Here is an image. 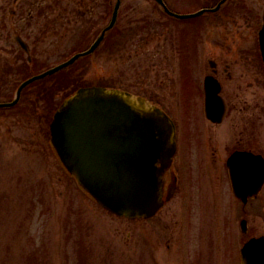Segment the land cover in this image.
I'll list each match as a JSON object with an SVG mask.
<instances>
[{
    "label": "rangeland",
    "instance_id": "rangeland-1",
    "mask_svg": "<svg viewBox=\"0 0 264 264\" xmlns=\"http://www.w3.org/2000/svg\"><path fill=\"white\" fill-rule=\"evenodd\" d=\"M108 1L0 0V102L13 100L19 83L35 72L89 47L108 23L110 16L102 19L100 14ZM240 1L244 5L234 8ZM250 1L230 0L224 12L249 13V21L260 28L264 5L252 6ZM92 3L101 5L95 14ZM121 3L125 16L114 40L104 41L63 75L25 87L15 106L0 108V264H240L244 242L264 234V186L258 198L244 205L232 195L226 171V158L236 149L231 142L240 131L242 144L248 139L264 156V73L262 64L258 67L263 75L256 67L257 33L229 19L232 42L223 44L217 34L212 38L216 49H211L205 17L180 21L152 0ZM167 3L178 13L197 8L193 0ZM85 8L89 11L81 16ZM30 30L36 71L14 41L15 35L28 37ZM219 50L225 60L238 64L232 74L239 80L222 82L228 88L223 92L227 102L234 105L223 121L228 125L210 128L202 112V85L209 74L208 55ZM77 71L85 83H107L162 103L176 123L179 150L191 158H185L189 178L198 175L199 161L206 158L208 170L192 185L191 202H186L188 194L176 195L159 216L129 220L103 211L78 191L49 145L50 114L70 88L64 85L66 77ZM253 73L259 74L258 89ZM228 117H233L230 125ZM215 149L220 161L214 164ZM241 219L246 220L247 234Z\"/></svg>",
    "mask_w": 264,
    "mask_h": 264
},
{
    "label": "water",
    "instance_id": "water-1",
    "mask_svg": "<svg viewBox=\"0 0 264 264\" xmlns=\"http://www.w3.org/2000/svg\"><path fill=\"white\" fill-rule=\"evenodd\" d=\"M118 5L117 0L107 29L115 22ZM165 11L181 19L204 12L179 15ZM101 39L102 35L87 52L24 82L16 98L11 103H0V107L16 104L26 84L91 52ZM261 49L264 54L262 37ZM205 90L206 116L219 121L224 106L215 95L218 85L207 78ZM50 131L64 166L110 212L128 218H147L163 205V176L175 152L174 126L167 115L146 100L117 89L80 88L59 107ZM228 167L234 194L243 202L256 197L264 182L262 157L235 153ZM241 259L242 264H264V236L249 240L241 250Z\"/></svg>",
    "mask_w": 264,
    "mask_h": 264
},
{
    "label": "flooded vegetation",
    "instance_id": "flooded-vegetation-1",
    "mask_svg": "<svg viewBox=\"0 0 264 264\" xmlns=\"http://www.w3.org/2000/svg\"><path fill=\"white\" fill-rule=\"evenodd\" d=\"M193 1L196 3V5L200 6V9H204V8H210L212 6H215L220 0H193ZM250 2H251L250 5H252V6L257 5V6L261 7V6L264 5V0H253V1H250ZM34 4L35 3H31L30 6L32 7ZM242 5H244V4H242L241 1H240V2L236 3L233 7L236 8V7L242 6ZM100 6H101L100 4H92V9H90L91 12L92 13L94 12V14H95V11L97 9H99ZM61 7H63V6H61ZM222 7H224V5ZM108 8H109V4H108V6L106 5L105 9L101 10L102 13H100V14H102V19H104V17L108 16ZM65 9L67 10V7H65ZM221 9L218 10L217 12H215L214 14L209 15L210 17L214 16V19L211 18L209 21L208 20L204 21V27L206 26L205 33L207 35L206 43L208 44V46L211 47V49H213V46H214V45H212L213 44L212 43L213 42L212 38H217V34H218V36H220L219 39H223V44L224 43L227 44L229 42H232V38L233 37L231 36V34L233 32H231L230 29H229V22H228L229 19H231L232 23L233 22H237V21H242V24H246V30H248L251 34L258 32L259 26H258L257 23H255V25H254L253 22L249 21V19H252V17L249 16V13L245 14V13H242L241 11H238V10H233L232 12L228 13V11L227 12H222ZM263 9H264V6H263ZM86 11H87V9L85 8V12ZM254 11L255 10L253 9V12ZM87 12L85 14H81V16L86 15ZM247 12H250V11L248 10ZM63 15H64V17H66V14H63ZM255 17H257L256 13H255ZM216 28L219 31H216ZM112 32H113L112 30L109 31L106 34L104 40H106V41L114 40L113 38L115 37V35ZM33 34H34V32H31V30H30V32H28V44H29V48L30 49H31V36H33ZM235 35L238 36V37H241L240 30H237L235 32ZM224 36L229 37L230 39L226 40V39H224ZM256 47L258 48V46H256ZM215 49H216V47H215ZM219 51H220V53H215V54L209 53L208 61H211V63H210L211 65H208V66H209V73L213 74L219 80V82L221 84V94H222V96H223V98L225 100L226 113H227L229 108L234 106V105H232V104L229 105V103L227 102L226 95H224L223 92L224 91L226 92V89L228 90V88L225 85L223 86L222 82L223 81H226V82L230 81V85H232V81L234 80L233 79L234 76L232 74V68L234 67V65L238 66V64L235 63L234 60H233V62L227 61L228 59L225 60L224 57H223V55H225L224 51L223 50H219ZM43 53H45V52H43ZM256 60H257V66L256 67H258V65L261 64L260 63L261 59H260L259 53L257 55V59ZM258 60H260V62ZM258 68H259V70H258ZM258 68H257V70H258L257 72L260 71V75H261L262 74L261 73V68L260 67H258ZM236 69H237V72H238L236 75L237 76H241L242 75V71L238 70V68H236ZM234 72H235V69H234ZM253 75L255 77V79L253 81V87L255 89H258L259 88L258 85L260 84V82H259V78L257 76L259 74H257V76H255V73H253ZM226 76H227V80H224V78ZM238 80L239 79H236V81L234 80L233 82H238ZM243 82H244V80H243ZM242 84H240V85L242 86ZM230 88L232 89L233 92H237L236 90H233V88L231 86H230ZM234 94L236 95V93H234ZM151 100H153L156 104H158L160 106H163L160 101H155L153 98ZM228 118L231 120V121H229V125H230L232 123L233 117H228ZM225 119L226 118H224V120ZM210 124H211L210 128H216L218 126H221V124H224V123L222 122L220 124H213V123L210 122ZM227 125H228V123L225 122L224 126H227ZM231 128H234V127L232 126ZM242 134H243L242 131L238 132L237 134L234 135L235 139L233 141H232V139L231 140L228 139L229 140L228 143H230L232 141L231 143H233L236 146V149H247V150L255 151L254 150V146L255 145H252L251 142L249 143L248 139H246V144L245 145L242 144V140H243V135ZM215 137H216V135L212 136L210 138V143L211 144H212V141H213V139ZM252 143H254V141H252ZM179 145H180V143H179V141H177V152H176V154L174 156L173 174H172V177L173 178L175 177V185H176L173 197H175L176 195L184 197L186 194H188L186 202H191V200H192L191 195H193V192H194L193 189H192V185H194V182H197V181L199 182L201 180L202 174H203V169L207 171L208 170V166H207V164L205 162L206 158H204V160H202V161H199L200 157H197L198 161H199V164H198V166H199L198 172L199 173H198L197 176H195V178H192V179L189 178L187 176V167L189 166V164H188V161L186 159L191 161V158L188 157V155H189L188 153H187L188 155H184V154L181 153V151L179 150ZM184 150L185 151L187 150L188 152L190 151L187 147H185ZM212 151L214 152V154L211 155L212 162L215 164L216 162L220 161V158H217V156H216L217 153H218V149H215V150H212ZM167 178H168V181H169V178H170L169 174H167ZM166 205L167 204H165L164 207ZM164 207L161 209V211L164 209ZM160 212L158 214H160ZM158 214H157V216H159Z\"/></svg>",
    "mask_w": 264,
    "mask_h": 264
},
{
    "label": "trees",
    "instance_id": "trees-1",
    "mask_svg": "<svg viewBox=\"0 0 264 264\" xmlns=\"http://www.w3.org/2000/svg\"><path fill=\"white\" fill-rule=\"evenodd\" d=\"M71 83L73 84V86H72V89L71 90H73V89H75L76 87H78V86H81V85H83L82 83H76V81L75 80H73V81H71ZM70 84V83H69ZM69 93V92H68Z\"/></svg>",
    "mask_w": 264,
    "mask_h": 264
}]
</instances>
